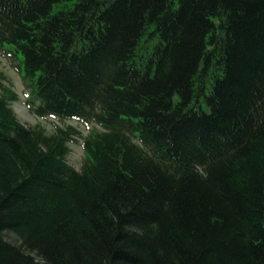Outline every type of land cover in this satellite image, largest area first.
<instances>
[{
  "label": "trees",
  "instance_id": "trees-1",
  "mask_svg": "<svg viewBox=\"0 0 264 264\" xmlns=\"http://www.w3.org/2000/svg\"><path fill=\"white\" fill-rule=\"evenodd\" d=\"M0 56L99 128L0 72V264H264V0H0Z\"/></svg>",
  "mask_w": 264,
  "mask_h": 264
},
{
  "label": "rangeland",
  "instance_id": "rangeland-1",
  "mask_svg": "<svg viewBox=\"0 0 264 264\" xmlns=\"http://www.w3.org/2000/svg\"><path fill=\"white\" fill-rule=\"evenodd\" d=\"M0 72L8 79L10 86L18 96V102L12 104L11 107L16 117L22 124L31 127L38 126L42 128L46 134H51L54 131L55 125L62 128L71 126L77 129L82 137L86 136L91 130L99 129L92 124L83 125L72 120H67L61 123L52 118L40 119L30 114L24 104L28 96L26 90L24 89L21 76L17 74L8 61L1 56ZM81 143L82 139H78L77 144H70L69 153L66 157L67 163L75 170L80 169L82 161L84 160V152L82 150ZM4 238L11 243L16 242V238L12 234H4Z\"/></svg>",
  "mask_w": 264,
  "mask_h": 264
}]
</instances>
